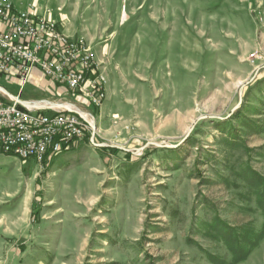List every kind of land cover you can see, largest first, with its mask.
Masks as SVG:
<instances>
[{"label":"rangeland","instance_id":"rangeland-1","mask_svg":"<svg viewBox=\"0 0 264 264\" xmlns=\"http://www.w3.org/2000/svg\"><path fill=\"white\" fill-rule=\"evenodd\" d=\"M9 1L66 16L107 86L95 109L0 75L95 127L40 165L0 154V264H264V0Z\"/></svg>","mask_w":264,"mask_h":264},{"label":"built area","instance_id":"built-area-1","mask_svg":"<svg viewBox=\"0 0 264 264\" xmlns=\"http://www.w3.org/2000/svg\"><path fill=\"white\" fill-rule=\"evenodd\" d=\"M36 7L17 8L0 0V75L26 82L32 72L79 97L93 108L105 101L106 78L83 37L72 39ZM254 57V54L250 58ZM90 131L77 114L37 113L0 99V154L41 164L69 151Z\"/></svg>","mask_w":264,"mask_h":264},{"label":"water","instance_id":"water-1","mask_svg":"<svg viewBox=\"0 0 264 264\" xmlns=\"http://www.w3.org/2000/svg\"><path fill=\"white\" fill-rule=\"evenodd\" d=\"M0 94L7 100L15 101L16 103H18L22 107L28 106V107L32 108L33 110H35V111H39V110H51V111L58 110V111H63V112H70V113L77 114L81 119L85 120V118L83 117V114L81 112H79L78 110L71 109L69 107H65L64 104H62V103H53L52 104V103L47 102V101H38V103H41V104H38L36 102L21 101V100L17 99L15 96L11 95L10 93H7L5 88H3L2 86H0ZM35 104H38V105L36 106ZM89 126L91 127L92 133H94L95 132V127L91 126L90 124H89ZM90 140H91V143L94 146H96V147H105L104 145H101V144H97V145L94 144L93 134H91ZM156 146L166 148L165 146H160V145H156Z\"/></svg>","mask_w":264,"mask_h":264},{"label":"crops","instance_id":"crops-1","mask_svg":"<svg viewBox=\"0 0 264 264\" xmlns=\"http://www.w3.org/2000/svg\"><path fill=\"white\" fill-rule=\"evenodd\" d=\"M54 13L55 12H53V14ZM51 18L53 20H55V22L57 23V25L59 26V28L63 32V34H66L67 36H69L72 39H77L80 37V36L74 37V32L70 29V26L68 25V21H67L66 16H62L61 14L56 13V14L52 15ZM87 41L90 42L89 40H87ZM91 45H92V43H91ZM93 54H94V52H93ZM28 81H29L30 85H32L33 87H35L37 89V91L38 90L44 91L43 89L46 86V82H45L44 78L42 77V75H40V73L38 71L32 72L28 78ZM20 93L21 92L19 89L16 93H11V95H13L15 97H20L21 96ZM39 99H41V98H39ZM31 100H35V99H30V100L25 99V101H31Z\"/></svg>","mask_w":264,"mask_h":264},{"label":"bare ground","instance_id":"bare-ground-1","mask_svg":"<svg viewBox=\"0 0 264 264\" xmlns=\"http://www.w3.org/2000/svg\"><path fill=\"white\" fill-rule=\"evenodd\" d=\"M38 104H41V103H38ZM38 104H35V105L37 106ZM64 106L76 110L70 104H64ZM81 113L83 114V117L86 119V121L88 120L89 124L91 125V119L86 114H84V112H81Z\"/></svg>","mask_w":264,"mask_h":264},{"label":"trees","instance_id":"trees-1","mask_svg":"<svg viewBox=\"0 0 264 264\" xmlns=\"http://www.w3.org/2000/svg\"><path fill=\"white\" fill-rule=\"evenodd\" d=\"M1 100L5 101V102H8L7 100H4L3 98H0Z\"/></svg>","mask_w":264,"mask_h":264}]
</instances>
